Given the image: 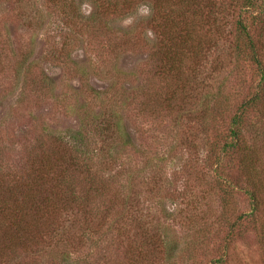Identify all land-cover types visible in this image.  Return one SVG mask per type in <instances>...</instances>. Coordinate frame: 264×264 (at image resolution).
<instances>
[{
  "label": "rangeland",
  "instance_id": "1",
  "mask_svg": "<svg viewBox=\"0 0 264 264\" xmlns=\"http://www.w3.org/2000/svg\"><path fill=\"white\" fill-rule=\"evenodd\" d=\"M150 8L138 4L132 9L120 6L97 13L94 0H0V164L13 172L16 182L6 180L0 187V206H9L12 199L23 202L29 196L23 186L38 165L45 174L39 183L45 188L30 194L36 203L47 196L48 209L59 211L52 216L54 225L69 229L66 239L76 257L87 250L95 255V246L89 241L99 240L103 246L120 235L130 241L138 229L135 224L140 222L164 228L168 212L196 216L195 206L204 217L209 215L207 208L213 209L212 218L217 215L215 190L205 194L211 186L200 181L209 178L215 167L214 151L203 135L225 133L241 100L239 93L253 86L255 79L251 71L237 74L233 70L230 29L221 36L210 34L211 49L202 65V80L207 78L203 85L193 83L195 63L190 59L184 60L177 73H165L160 39L147 24ZM219 92L229 104L215 105L212 97ZM206 96L211 97L213 111L220 117L214 129L201 120V101ZM250 118L260 122L256 113ZM105 119L111 126V120L118 122L123 137L112 136L113 128L103 132L100 125ZM81 128L86 140L75 142L74 132ZM248 146L258 151L259 171L264 177V134L250 137ZM73 147L87 151L92 158L108 160L106 165L93 160L91 168L93 183L108 186L109 199L95 202L80 194L81 205L67 214L61 211L63 202H58L65 197L57 190V181L54 184L47 176L46 157L54 165V158L64 156L68 165ZM232 158L222 167L236 182L242 175L238 156ZM76 167L70 173L77 192L97 189L73 170ZM160 172L165 173H161L164 178L158 176ZM235 208L236 213L248 211L249 201L237 195ZM44 223L41 228L49 225ZM62 231L46 234L41 230L36 233L42 238L35 236L38 243L17 242L22 256L19 253V260L7 262L46 264L38 256L51 250L50 241L53 243L58 233L63 235ZM245 231V240L229 248L224 264H264V251L252 230L246 227ZM88 235H92L89 241ZM163 235L172 246L181 248L183 239L176 228L165 229ZM47 245L48 249L39 253ZM219 255L211 248L196 264H209Z\"/></svg>",
  "mask_w": 264,
  "mask_h": 264
},
{
  "label": "trees",
  "instance_id": "2",
  "mask_svg": "<svg viewBox=\"0 0 264 264\" xmlns=\"http://www.w3.org/2000/svg\"><path fill=\"white\" fill-rule=\"evenodd\" d=\"M94 1L96 8H98L96 9L97 13H100V10L109 11L113 9L115 11L120 6H127L132 9L138 4L149 5L152 16L147 24L160 39L159 50L163 63L162 69L165 73L173 75L178 72L179 66L183 65L184 60L190 59L189 61L195 63L193 72H191L194 84L201 82L203 85L207 80V78L202 80V71L204 70L202 65L204 64L203 59L205 60L211 49L210 34L216 37L226 33L228 29L231 30L234 37V42L231 44L233 70L237 74L243 71H251L255 80L254 85H251L247 91L242 95L239 93L241 100L235 105L236 111L230 117L225 133L215 134L211 137L207 134L203 135L210 151H214L215 167L212 169L213 174H210L209 178H205L203 175L204 178L200 181L204 180L211 186L205 194H210L215 190L212 194L216 197L215 202H218L219 205L217 215L212 218L213 209L207 208L210 212L208 216L204 217L200 208L195 206L193 208L196 209V214H199L196 216H190L183 211L173 214L168 212V216L165 217L166 226L164 228L174 227L181 233L183 239L181 248L172 246L171 243L167 242V237L163 235L164 228L154 227L147 221L144 223L139 221L140 223L135 224L138 225V229L135 230L130 241L122 239L120 235L114 241L103 242L104 245L100 246L102 243H99V240L92 243L88 238L92 235H88L87 240L95 246L93 250L96 251L95 255L92 254V251L87 250L80 252L79 256L76 257V255L71 254L70 250L74 251L66 239L69 229L65 225L62 228L54 225L53 217L58 215L59 211L48 209L49 198L47 196L42 197L40 202L36 203L33 195L30 194L45 188L41 185L42 188L39 183L41 178L44 180L45 174L42 175V170L40 172V167L37 165L30 177L28 175L29 179L27 177L28 181L23 186L28 188L29 198L26 196L23 202L12 199L11 202H8L10 207L0 206V264H11L10 261L19 260V253L21 256L22 254L17 248V242L19 244H21L20 242H25V244L28 242L38 243L39 240L35 236L42 237L36 232L43 230L49 234L53 231L52 234H55L61 229L63 235L58 233L53 239L55 241L49 243L51 250L42 256H38L44 258L46 264H196L198 257L209 254L211 248L220 255L218 258L212 259L209 264H224L229 248L236 241L245 240L246 227L252 230L257 244L264 251V177L259 171L261 160L258 158V151L256 148L248 146L250 137H259L264 134V118L262 117L264 114V59L262 58L264 0ZM204 32L206 34L203 37ZM207 36L209 38L205 39ZM55 53L53 51L51 55L55 56ZM220 95L221 92L216 97H212L216 100L215 105L220 107L225 102L229 104V99L224 100L223 95L219 97ZM210 99V96H206L201 101L203 107L201 120L207 122L209 126L213 125L214 129V124L216 126L220 117L213 111L214 106L210 104ZM172 100V98L169 99V101ZM252 113L258 115L260 122L250 118ZM109 122L105 119L104 125H100L104 128L103 132L113 128L116 132L113 131L112 136L118 134L117 136L123 137L120 124L111 120V126ZM202 126L204 125L202 124ZM74 133L77 137L75 142L82 139L86 140L82 128ZM101 134H103L102 131ZM210 139L212 140L211 143ZM218 141H221L222 145L217 146ZM73 148V154H69L68 159L70 168L64 161V156L54 158V165L48 163L50 158L46 157L47 166L50 167H48L47 176H50L49 178L54 184L57 181V190L65 197V201L58 202H63L61 211L64 210L67 214L74 213L75 206L81 205L82 196L80 194L84 197L93 198L95 202H103V200L109 199L107 197L108 186H98V184L93 183L94 173L91 168L93 160L98 161L101 165H106L108 160L105 158V162H103L92 158L90 153L85 150ZM235 155L239 158L240 166L238 169L242 175V180L245 177L246 181L237 180L234 182L223 172L224 161L226 159L232 161V157ZM74 166L77 167L73 170H78L79 174L88 178L97 189L91 186L92 188L80 190L81 193H78L75 186H72V182H75L74 174L70 173ZM161 173L165 174L160 172L158 176L164 178ZM6 180L15 182V176H13L12 171L6 170L1 163L0 187L6 184ZM241 181L242 184H240ZM237 195L247 198L249 201L248 211L236 213ZM5 222H7L6 225ZM44 222H49V225L46 228H41L45 225ZM75 222L77 221L75 220ZM7 225L9 227L5 228ZM93 232L95 234V231ZM47 249L48 245L41 248L39 253ZM71 255L75 258H72ZM9 259L8 263L7 260Z\"/></svg>",
  "mask_w": 264,
  "mask_h": 264
}]
</instances>
